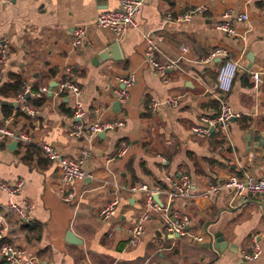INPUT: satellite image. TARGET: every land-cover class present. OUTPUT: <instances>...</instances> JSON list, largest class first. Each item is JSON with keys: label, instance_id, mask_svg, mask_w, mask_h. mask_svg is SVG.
Masks as SVG:
<instances>
[{"label": "crops", "instance_id": "obj_1", "mask_svg": "<svg viewBox=\"0 0 264 264\" xmlns=\"http://www.w3.org/2000/svg\"><path fill=\"white\" fill-rule=\"evenodd\" d=\"M118 6L119 0H0V42L7 51L0 89L19 77L22 92L26 87L31 93L47 90L40 107L28 102L37 111L32 118L21 111L22 92L17 97L0 94V126L25 131L39 150L28 157L18 145L11 150L12 142L0 144V179L9 185L22 180L16 201L27 212L23 224L7 211L0 192L8 241L24 250L26 259L35 257L36 264H264L263 238L259 258H244L253 252L252 237L264 231L261 198L226 191L202 196L228 178L264 177V77L256 88L250 80V72L264 70V0H143L135 29L115 38L92 27L81 47L71 46L74 28ZM186 12L194 13L180 19ZM227 12L246 16L245 21L230 20L234 35L217 28ZM151 35H156L153 59L178 61L181 71L155 74L145 58L144 37ZM112 43L120 59L99 61L97 56ZM215 49L225 57L203 64ZM227 60L239 68L228 95L234 117L222 131L205 121L219 112L216 78ZM66 67L76 73L77 99L58 94ZM129 76L134 83L127 102L120 104L113 93ZM175 97L176 107L148 112L151 102ZM75 103L85 112L80 135H75ZM93 110H98L97 121L123 125L88 137V126L96 121ZM194 128L208 132L194 133ZM43 145L69 159L79 160L87 152L82 171L89 177L71 187L61 185L57 164L40 151ZM183 175L190 179L192 196L171 207L188 218L187 234H166L152 215L139 244L130 246L127 228L137 221L143 200L125 189L143 183L168 191L167 179ZM115 193V215L103 222L99 212ZM161 200L166 203V195ZM67 233L80 244L68 243ZM216 233L223 239L222 251L208 248Z\"/></svg>", "mask_w": 264, "mask_h": 264}, {"label": "built area", "instance_id": "obj_2", "mask_svg": "<svg viewBox=\"0 0 264 264\" xmlns=\"http://www.w3.org/2000/svg\"><path fill=\"white\" fill-rule=\"evenodd\" d=\"M143 0H119V6L116 10L102 12L92 22L82 26H78L72 30L70 44L73 48L81 47L88 31L93 27L97 29H105L111 32L115 38H120L125 34L127 30L136 28V17L140 13ZM192 13L186 12L180 17L182 20H189ZM223 22L217 27L220 31L227 35H234L235 29L232 27L230 20H236L238 22L245 21V15L233 16L231 12H227L222 15ZM169 20V18H167ZM153 36V37H152ZM156 35L145 36L144 42L147 47L145 52V58L150 63L154 72L158 76H165V74L171 71H181V67L178 61L167 60L164 62H158L153 59V38ZM181 52L185 53L186 49L181 48ZM225 57L224 53L215 49L212 51L202 63H208L216 58ZM7 60V51L4 45L0 42V69ZM238 64L234 61L227 60L219 68L216 78V101L219 106V112L213 119L206 120L208 127L217 128L225 131L229 122L234 117L230 107L228 105V95L231 91L233 81L238 71ZM264 77V70L250 72V80L254 88L258 87ZM123 88L114 91V97L120 104H125L129 98L128 88L134 83V77L121 81ZM46 88H40L36 93H31L26 87L24 88L20 99L24 102L21 111L28 117H34L37 115V111L33 109L25 99L28 96L35 98L41 97L46 93ZM71 93L74 99H77L81 94V89L76 83V73L71 67H66L62 71V78L58 84V94ZM179 98H167L162 102H151L147 109L152 115L157 113L160 106H173L178 105ZM93 114L96 116V121L92 122L88 126L87 136L92 137L99 133L106 132L107 130L114 129L115 127L122 126L121 122H101L97 121L99 117L98 110H93ZM85 117V112L81 109L78 103H75L73 110V118L76 120L75 135H80L82 130L81 121ZM99 120V119H98ZM194 133L207 134L208 128H194ZM16 142L21 151L27 150L32 146V142L25 131H15L5 126H0V144ZM40 151L49 160L57 164L58 168V181L61 185L66 187L73 186V183L83 178H88L82 171V164L85 158L88 157V153H83L81 159H69L62 157L49 145L40 146ZM125 149L121 154H124ZM170 190L165 191L159 186L149 187L143 183L134 184L125 190L131 194L141 196L143 200V209L139 215L135 224L127 228L128 243L132 247H136L143 235L145 234V225L151 220L152 215H156L163 227L166 234L177 237H184L187 232V226L189 220L186 216L178 214L172 209V204L177 201H186L192 196V185L188 176L183 175L179 178L167 179ZM23 186L22 180L16 181L14 184L9 185L0 179V192L5 194V208L11 212L18 221L26 224L27 212L26 207L23 204H19L16 201V197L19 195ZM222 191L230 192L235 196H258L261 198V213L264 218V177L260 178H228L215 185L209 186L202 196H217ZM166 195L167 202L161 200V196ZM157 199V201L155 200ZM119 205V196L115 193L111 199L105 204V206L99 212V219L103 222L111 219L116 212ZM8 223L5 219L0 218V260L3 264H36L35 257L25 258V251L19 249L15 244L11 243L7 239ZM264 239V231L261 234L252 237L254 249L252 254L245 256L248 261H253L259 258L261 255V249L258 245V240ZM199 241V239H197Z\"/></svg>", "mask_w": 264, "mask_h": 264}, {"label": "water", "instance_id": "obj_3", "mask_svg": "<svg viewBox=\"0 0 264 264\" xmlns=\"http://www.w3.org/2000/svg\"><path fill=\"white\" fill-rule=\"evenodd\" d=\"M97 59L99 61H105L107 59H112V60H119L120 59V54L118 50V46L116 43H112L109 47H107L103 52H101L98 56ZM50 91V90H49ZM261 138L264 140V133H261ZM17 146L16 142H12L9 146L11 150H14ZM157 201V199L155 198ZM212 237V236H211ZM213 238H215V244L209 245V250L211 251H222L223 250V239L221 238L219 233L214 234ZM66 241L70 244H80V241H78L71 233H67L66 236Z\"/></svg>", "mask_w": 264, "mask_h": 264}, {"label": "trees", "instance_id": "obj_4", "mask_svg": "<svg viewBox=\"0 0 264 264\" xmlns=\"http://www.w3.org/2000/svg\"><path fill=\"white\" fill-rule=\"evenodd\" d=\"M23 86H24V82L21 78L13 77L10 84H7L1 87L0 94L5 97H17L22 92ZM25 100L27 101V103L29 102V104L31 102V106H33L34 108H38L44 103L45 98L44 96H41L31 101H29L28 98H26ZM38 152H39L38 149L34 148L33 146H30L27 149L26 154L28 157H30L32 154H35V153L39 154Z\"/></svg>", "mask_w": 264, "mask_h": 264}]
</instances>
